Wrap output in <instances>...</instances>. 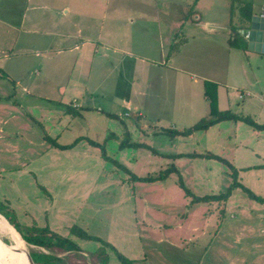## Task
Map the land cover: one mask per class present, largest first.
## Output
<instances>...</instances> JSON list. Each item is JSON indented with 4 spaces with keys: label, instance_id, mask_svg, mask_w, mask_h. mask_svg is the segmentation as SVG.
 Returning <instances> with one entry per match:
<instances>
[{
    "label": "rangeland",
    "instance_id": "1",
    "mask_svg": "<svg viewBox=\"0 0 264 264\" xmlns=\"http://www.w3.org/2000/svg\"><path fill=\"white\" fill-rule=\"evenodd\" d=\"M166 1L0 0V26L19 27L25 12L24 26L55 25L54 40L48 35L36 42L33 34L20 32L18 43L26 48L62 46L67 42L56 35L69 33L81 49L50 51L46 68L35 64L44 56L27 49L0 57V104L6 105L0 108V211L18 229L49 228L80 246L82 251L52 249L64 264H264V202L233 185L240 182L264 197V53L243 43L229 46L240 37L241 0ZM182 8L190 11L188 33L177 23L173 41L159 38L160 31L167 33L168 10ZM116 9L123 20L110 19ZM130 17L132 26L126 22ZM110 21L112 26L124 21L120 47L113 45L115 52L111 48L108 55L114 67L104 57L93 58L94 48L83 55L91 45L83 27L92 37L101 23L109 32ZM147 30L145 43H136ZM8 41L0 33V50ZM132 48L154 56L152 69L167 71L162 63L171 67L159 77L160 94L149 91L150 98H141L150 102L143 110L132 102L137 69ZM161 50L165 59L159 65ZM173 58L176 65L169 62ZM177 64L197 74L198 83L190 79L193 85L185 86L187 73L181 84ZM83 69L90 73L86 80ZM42 76L46 82L37 80ZM77 87L85 90L72 94ZM88 101L92 107L80 106ZM214 109L238 118L183 133L214 117ZM76 138L69 148L51 142L70 144ZM170 166L180 175L137 178ZM75 228L94 238L81 237ZM7 230L0 225V238L11 244ZM25 246L35 259L38 252H49L26 241Z\"/></svg>",
    "mask_w": 264,
    "mask_h": 264
},
{
    "label": "crops",
    "instance_id": "2",
    "mask_svg": "<svg viewBox=\"0 0 264 264\" xmlns=\"http://www.w3.org/2000/svg\"><path fill=\"white\" fill-rule=\"evenodd\" d=\"M201 2V0H199ZM198 1V3H200ZM243 4H241L239 6V12L238 10H234L235 9V4H234V1H232V4H231V11H233L232 13H240L241 14V19H242V24L241 25H238L236 23V25L238 26V28L241 30L242 28H244V25L245 24L244 22H246V19H247V16L246 14L248 13V11L251 9V14H253L254 12L256 13L259 12L261 9H262V6L264 5V0H241ZM168 2V0L166 1ZM172 3H174L172 1ZM171 4V2L169 3ZM219 10V9H218ZM113 11V10H112ZM66 13V12H65ZM61 14H64V12H61ZM190 14V11L189 10H186L185 8H182L179 12H174L172 9L168 10V26H167V33H163L162 31H160L159 33V38L161 39H164V40H172L175 38V36L177 35L176 34V28H177V23H180V24H183L182 26V29H181V32H186V28H187V20H188V15ZM233 15V14H232ZM27 16V13L25 12L23 15H22V19H21V22H20V26L17 27L15 25H11V24H6L4 26H0V33H2V38L3 39H7V38H10V45H7V46H2L1 50H0V57H2L1 55H7L8 53H10L11 51H13L12 49H16L17 51V48H20L19 50H23V49H27L26 51L30 50V51H33L36 55V57H39V56H44L43 59H40L39 58V61L37 63H35L36 65L38 64H41L43 65L44 68H46L48 66V62H44L45 60H49L48 57H49V54H50V51H58V53H62V50L64 47H70L71 48H75L76 50H79L80 48L78 47V42L76 44H73L72 42V35H69V33L67 34H58L56 35V38L59 42H67L66 44H63L62 46H50V48H48L47 46H45L43 49H40V48H26L23 44V41L18 43L19 42V38H20V32H24L25 34H33L32 37H37L36 38V42L37 40H47V38L45 36H48V35H51V39L54 40V35L57 33L56 31V28H55V25L50 22L49 25H46V26H39L37 24V21L28 25V26H24L25 25V20L24 18ZM109 17L110 19L111 18H114L115 21L117 20H123V17L118 13V10L116 9L115 12H114V15H112V13L109 14ZM233 17V16H232ZM231 17V18H232ZM140 18L142 19H145V21L147 22L148 19L147 18H144L143 16H141ZM197 20L199 19V15L197 16L196 18ZM233 22L231 23H235L234 19H232ZM126 22L128 25H131L132 26V23L135 22L134 18L130 17L129 19H126ZM123 23L124 21L121 22V24H115L114 26H112V22L110 21L109 25L111 26L110 29H109V32L106 30V26L104 27L103 23L100 24V29L98 31V35H94L92 34V37H90V31L89 29L84 26L83 29H82V32L86 33L87 36H85L86 38V41L88 43H90L91 45L90 46H85L84 48L86 49H83V55H85V52L87 53L88 51L92 50L94 48V53H92L93 55V58L95 56L98 57H104L106 58L107 62H109V65L110 67H114V63L111 59H109V51L110 49L112 48L113 51L115 52V49L116 47L118 48V40L120 39L119 37V29H121L123 27ZM41 29H44L45 30V34L41 33ZM239 30V31H240ZM96 31V28L94 29V32ZM148 35H151L149 30L145 31V32H140L139 35L136 36V38L134 39V41L136 43H138L140 45V42L141 40L144 39V43H145V39H146V36ZM172 36L173 39H172ZM201 36V35H200ZM202 37V36H201ZM203 38V37H202ZM205 41H213L212 37L210 36H206L205 38ZM238 40L240 42H246V45L248 44L247 41L244 39V37L241 35L240 33V37H238ZM68 41H71V42H68ZM94 41H98L100 42L101 46L100 47H96V43H94ZM237 41V38L234 37L232 41L229 42V46L231 45L233 48L234 47H237V46H234V44H232V42L236 43ZM115 45V46H113ZM38 44H34L32 45L31 47H37ZM120 47V46H119ZM135 52H137V54L134 53L133 50H131L133 53H134V62L136 63V66H137V69H136V74L134 75V81L132 83V87L134 89L133 91V94H134V98L136 99V102L135 101H132L134 103V106H135V109H144L145 107H149L150 106V102L149 100L148 101H145V100H141V98H145V95L147 97L150 98V92L149 91H153L154 93L153 94H156V95H159L161 91L159 90H155V87L157 85H159V77H162L164 76V74L168 73L170 70H171V67H170V64H163L162 65H167V68H165V72H160V71H157L155 69H152V63H153V58L154 56H151V53L146 50L145 51V54L143 53H138L137 50H135V48H132ZM81 50V49H80ZM255 52V51H254ZM133 53H131L133 55ZM161 53V57L160 59L158 60V64L161 65V62L164 61L165 59V54L162 52V50L160 51ZM80 55V53H79ZM82 55V56H83ZM144 55H147V56H144ZM79 58V57H78ZM77 58V59H78ZM19 62H23V61H26L27 60V57L25 58H20L18 59ZM176 60L175 58L173 59H170L169 62H173L174 65H176ZM161 61V62H160ZM76 61L74 63V59L72 60L71 59V65H72V69L74 70V67L76 66ZM178 66H175L174 70H178L180 71V73L178 74L179 76V81L181 82V84H184L185 82V79H186V74L188 73V81L187 83L185 84V86H190V85H193L192 82L190 81L193 80L195 83H198V78L196 77L197 74L193 73L191 69L189 68H186L184 66H181V64H177ZM88 67H90V63L87 65ZM2 68V70L4 69L2 66H0ZM87 70L83 69V74L80 75L83 77L84 80L88 79L89 78V75L90 73L89 72H86ZM86 72V74H85ZM87 75L88 78L85 76ZM9 76V74H8ZM205 79L207 80H212L214 79L213 77L211 76H204ZM11 80H15L13 79L12 77H9ZM29 77L26 76L25 79H28ZM144 80L145 79V82H143V84L141 83V80ZM38 81H41V82H46V77L42 76V78L40 79H37ZM16 81V80H15ZM17 85H19V82L16 81ZM215 83H219V82H215ZM26 85V84H24ZM45 85V84H44ZM84 87H85V84H83ZM229 85V84H228ZM26 88H29L28 87H25V90ZM85 90V88H83ZM83 89H80L79 87H77L76 89H74L71 93L73 94H80L79 92L82 91ZM162 89V88H160ZM29 90V89H28ZM43 90H44V87H43ZM87 90V89H86ZM181 91V90H180ZM45 92V91H44ZM43 92V93H44ZM43 95H48V94H43ZM88 96V93L86 92L85 94L82 95V97H87ZM206 96V95H205ZM78 100H80V98H78ZM75 101V99L73 100ZM77 101V100H76ZM153 102V105H154V101ZM204 103V106L205 105H208L207 103L203 102ZM88 105H90V102L88 101L87 102V105L84 103V104H80V106H84L85 108H89V107H92V106H89L87 107ZM6 105H3V104H0V108L1 109H4ZM154 107L156 108V106L154 105ZM0 214L2 216H4L2 214V212L0 211ZM5 217V216H4ZM6 218V217H5ZM10 223V222H9ZM11 224V223H10ZM14 229L19 233V235L22 237V232H24L25 230H27V228L25 226H20V228L17 230L15 228V226L13 224H11ZM22 231V232H21ZM264 231V228L260 230V233ZM23 239V237H22ZM24 240V239H23ZM48 250V249H47ZM65 250V249H63ZM49 252L51 253H54V254H57L55 253L54 250L52 249H49L48 250ZM32 258V257H31ZM33 260V258H32ZM34 264H35V261L33 260ZM248 263V262H246ZM44 264V263H42Z\"/></svg>",
    "mask_w": 264,
    "mask_h": 264
},
{
    "label": "trees",
    "instance_id": "3",
    "mask_svg": "<svg viewBox=\"0 0 264 264\" xmlns=\"http://www.w3.org/2000/svg\"><path fill=\"white\" fill-rule=\"evenodd\" d=\"M251 9L248 11V13L246 14L247 18H250L251 16ZM232 41V40H231ZM246 45V42H241V44L239 43V40L236 41V43L232 42V44H234V46H240V45ZM242 45V46H243ZM241 47V46H240ZM0 73H2V68L0 67ZM1 77V74H0ZM209 83V82H208ZM207 84V83H206ZM205 95L208 97V99L210 101H212L209 97V92H206ZM212 114L214 115V117H204L202 120H200L197 124H195L191 129L186 130V131H178V130H169L172 132V134L174 133H186L189 131V133L193 130H199V129H206L209 128L210 126L222 121V120H226V119H236L238 118V116L234 113H232L231 111H218L217 109H214V111L212 112ZM246 121L250 122V123H254L252 119H250L249 117L244 118ZM262 127L264 128V125H262ZM79 138H76L72 143L70 144H61L58 143L55 140H51V142L56 145L59 146L61 148H69L72 147L76 144V142L78 141ZM216 156V155H215ZM173 172H177L180 175V171L178 170V168L176 166H170L167 167L161 171H159V173L157 175L154 176H140L137 177L140 180H144V181H158L161 179H165L168 178L170 174H172ZM181 176L179 177V184L186 189L185 185L182 183L181 181ZM233 185H235V187L237 185H241L245 191H247L249 193V195L259 201L264 202V197L260 196L258 194H256L254 191H252L249 187L245 186L242 183H233ZM234 187V186H233ZM187 191V190H186ZM189 192V191H188ZM228 194H230V190L227 192ZM221 197V196H219ZM219 197L216 196V198L220 199ZM223 197V196H222ZM198 198H206L204 197H198ZM223 200H226L223 197ZM15 226V225H14ZM15 228L18 230V228L15 226ZM76 232H78L81 237L83 238H87V239H92L94 238L93 236L87 235L85 233V231H77V228L74 229ZM22 232V231H21ZM22 237L24 239V241H26L29 244H33L45 249H54V248H61V249H65V250H72V251H82L80 246H78L76 243L72 242L71 240L67 239V238H63L60 237L59 235H57L56 233L52 232L49 228H45L39 231H36L34 229L28 232H22ZM33 258V260L36 262V260H40L41 263H46V264H64V259L59 258V255L51 253V252H38L37 254V259H35L33 256H31ZM128 263H130V261H127Z\"/></svg>",
    "mask_w": 264,
    "mask_h": 264
},
{
    "label": "bare ground",
    "instance_id": "4",
    "mask_svg": "<svg viewBox=\"0 0 264 264\" xmlns=\"http://www.w3.org/2000/svg\"><path fill=\"white\" fill-rule=\"evenodd\" d=\"M0 225L4 229H8L7 231L10 232L13 240L11 244H8L0 238V264H32L25 241L1 214ZM12 249H16V251H11Z\"/></svg>",
    "mask_w": 264,
    "mask_h": 264
},
{
    "label": "water",
    "instance_id": "5",
    "mask_svg": "<svg viewBox=\"0 0 264 264\" xmlns=\"http://www.w3.org/2000/svg\"><path fill=\"white\" fill-rule=\"evenodd\" d=\"M241 35L247 41L250 50L264 53V5L262 9L254 12L246 19L244 28L240 30ZM11 251H16L12 249ZM32 264H34L30 257Z\"/></svg>",
    "mask_w": 264,
    "mask_h": 264
}]
</instances>
